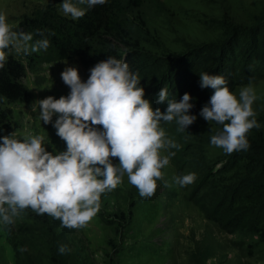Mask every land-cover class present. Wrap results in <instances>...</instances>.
Returning a JSON list of instances; mask_svg holds the SVG:
<instances>
[{
  "label": "clouds",
  "instance_id": "obj_1",
  "mask_svg": "<svg viewBox=\"0 0 264 264\" xmlns=\"http://www.w3.org/2000/svg\"><path fill=\"white\" fill-rule=\"evenodd\" d=\"M105 3L61 0L60 9L79 19L89 8ZM32 40V32L18 31L0 11V68L13 51L39 52L50 45L46 36L29 44ZM60 75L70 92L59 98L48 95L33 103L32 110L39 108L40 121L52 123L66 148L47 150L49 137L43 132L14 131L0 136V225L14 223L30 208L59 219L62 227H84L101 209L102 194L115 189L125 176L141 197L153 196L157 181L167 183L162 169L175 155L171 149L179 147L162 122L175 121L177 131H184L197 118L189 112L193 107L190 93L177 100L166 86L158 92V100L167 101L166 109L153 107L141 77L124 58L110 55L97 62L86 80L75 66L65 67ZM199 76L202 88L214 89L200 115L221 126L211 136V145L228 154L247 150L250 130L261 127L253 108L258 99L255 88L249 84L236 92L230 90L223 74L200 72ZM113 157H118V163H113ZM172 179L183 187L196 180V173ZM58 251L63 254L71 249L61 244Z\"/></svg>",
  "mask_w": 264,
  "mask_h": 264
},
{
  "label": "rangeland",
  "instance_id": "obj_2",
  "mask_svg": "<svg viewBox=\"0 0 264 264\" xmlns=\"http://www.w3.org/2000/svg\"><path fill=\"white\" fill-rule=\"evenodd\" d=\"M143 1L141 7L124 14L136 40L144 41L147 33L151 34L155 28L165 25L169 19L166 12L172 15L173 21L185 22L179 14L182 10L170 5L172 0ZM261 1L208 0L207 7L211 14L216 12L215 8L234 12L236 4L242 2L243 6L254 11ZM49 3L64 15L60 9L61 0H0V11L5 13L8 22L19 31V22L25 16H30ZM31 43L33 42L30 41L29 44ZM144 54L143 62L146 66L141 73L140 84L151 102L165 107L167 101L158 100L160 88L166 86L170 91L169 79L173 82L174 90L185 84L190 64L179 65L180 61L172 59L175 61L166 65L157 54L147 51ZM9 56L26 64L27 72L23 83L31 97L27 102L2 104V108L11 111V117L8 116L3 124L0 123V136L14 131L17 134L26 130L43 132L49 137L47 150H64L65 141L57 135L52 123L40 121L39 108L33 112L32 105L48 95L59 98L70 92V87L60 75L65 67H77L82 80H86L90 72L77 56L68 60L48 61L44 50L29 53L13 51ZM205 64V61H201L202 66ZM250 84L258 94L253 108L257 114L264 112V79ZM247 85L249 84L243 86ZM208 90L212 89L206 88L202 98L209 94ZM55 118L54 115L53 120ZM162 126L179 145L171 149L175 155L170 158L169 165L162 169L167 183L157 181L154 195L144 198L125 176L115 189L102 194L101 209L84 227H62L59 219H52L50 216V225L58 226L56 233L62 232L59 240L71 249L70 252L80 264H264V245L257 242L256 236L229 233L214 219L220 194L215 186L205 185L209 167L204 154L200 152H204L201 149L210 141L209 129L221 126L202 116L184 131H177L175 121L162 122ZM112 160L113 163H118V157H113ZM188 172L196 173L193 183L181 187L173 182V176ZM36 215V212L28 208L15 218L14 223L0 225V264H17L18 251L24 256L36 248L42 229V225L33 217ZM43 249L45 250L44 246Z\"/></svg>",
  "mask_w": 264,
  "mask_h": 264
},
{
  "label": "trees",
  "instance_id": "obj_3",
  "mask_svg": "<svg viewBox=\"0 0 264 264\" xmlns=\"http://www.w3.org/2000/svg\"><path fill=\"white\" fill-rule=\"evenodd\" d=\"M143 2L107 0L105 4L89 8L79 19L62 15L49 3L25 16L19 22V31L32 32V42L42 36L50 40L48 49L44 50L46 60H68L77 56L89 72L97 62L114 55L127 60L130 68L141 77L146 66L144 51L157 54L166 65L175 61L172 59L183 66L189 63L191 68L185 84L174 90L169 79V94L179 100L185 92L190 93L193 107L189 112L195 114L196 119L200 118V109L214 91L211 88L202 98L208 87L200 86V72L223 74L230 90L236 92L243 85L264 79V0L254 11L236 2V11L215 8L213 14L207 7L208 0H172L170 5L182 10L179 14L185 22L173 21L172 15L166 12L169 19L165 25L147 33L146 39L141 41L133 37L124 14L141 7ZM201 61L206 64L202 66ZM26 72V64L14 56H9L4 68H0L2 124L11 117V111L2 108V104L30 100V92L23 83ZM165 72L169 74L168 69ZM152 105L161 111L167 107L153 102ZM257 120L261 127L250 130L247 150L228 154L208 141L201 149L204 152L200 153L204 154L209 167L205 185L215 186L220 194L214 219L225 231L254 235L257 242L264 245V112L257 114ZM217 130L219 128L209 129L208 136ZM40 215L33 216L42 225L37 246L24 256L18 251L17 264H80L71 252L58 251L64 244L58 238L62 232L56 233L58 226L50 225L49 215Z\"/></svg>",
  "mask_w": 264,
  "mask_h": 264
}]
</instances>
